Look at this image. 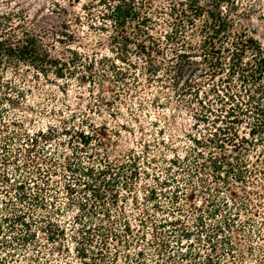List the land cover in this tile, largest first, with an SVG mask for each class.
Masks as SVG:
<instances>
[{"label":"trees","instance_id":"obj_1","mask_svg":"<svg viewBox=\"0 0 264 264\" xmlns=\"http://www.w3.org/2000/svg\"><path fill=\"white\" fill-rule=\"evenodd\" d=\"M72 3L78 24L106 36L104 55L57 39L54 56L22 14L0 19V264H242L237 243L255 221L241 213L263 205L249 188L264 181V53L237 29L235 3ZM27 76L61 82L63 94L82 84L96 104L27 129L15 113ZM125 96L144 116L149 107L187 113L184 146L161 136L115 155L119 131L88 112L115 117ZM165 128L168 120L156 134ZM253 236L264 242L259 229ZM246 252L264 264L260 246Z\"/></svg>","mask_w":264,"mask_h":264},{"label":"rangeland","instance_id":"obj_2","mask_svg":"<svg viewBox=\"0 0 264 264\" xmlns=\"http://www.w3.org/2000/svg\"><path fill=\"white\" fill-rule=\"evenodd\" d=\"M137 1L150 4L151 9L155 10L165 8L169 0ZM213 1L199 0L203 6L207 7H210ZM218 1L223 7L228 8L232 3H235L236 9L239 11V14L235 17L237 29L245 30L248 35L256 39L264 53V0ZM84 2L82 1L81 4ZM153 13L154 11H152L151 15ZM14 14H22L24 16L23 26L25 30L40 37L47 46H55L54 50H51V54L54 56H59L62 49V46L56 42L57 39H61L64 44L87 54L92 51L101 55L106 53V36L93 32L85 25L78 24L75 21V15L83 16V14L80 10V4L72 3V0H0V19L2 20L5 15ZM98 42H101V45ZM25 80L24 89L27 90L25 99L15 113L22 116L27 129H37L49 123L54 124L59 119L60 114L66 118L71 112H87L89 107H94V104H96V98L90 97L89 89L82 86V84L78 86V84L72 83L71 86L67 87V92L63 94L58 88L61 82H56L55 79H51V83H48L41 78L36 81L29 79L27 76ZM107 85L109 83H104V94L109 98ZM139 92L140 96L147 100L148 104L152 99L151 96L146 95V91L140 90ZM93 93L96 94L97 90L93 89ZM121 99H124V104H120L117 101L112 106V109L119 113L115 117L109 116L108 108H101L100 114L95 111L88 112V119L94 121L95 124H105L112 131H119V136L113 138L117 144L115 155H122L128 149L139 147L141 140L150 141V144H153V141L161 139V136L167 139L169 143H172L178 150L184 146V137L181 136L188 132L192 123L187 113L177 111L174 113L168 111L163 113L147 106L149 112L147 116H144L143 111L137 110L134 106L132 98L128 99L125 96ZM133 115L138 117L136 124L132 120ZM154 118H157L159 123L157 126L152 127L149 122L154 121ZM167 120L172 124L171 130L165 128L163 135L156 134V131L161 129ZM121 126L127 127L130 132L123 130ZM178 136L180 137L179 139H177ZM255 180H257V183L249 189L262 194L263 205L260 207L249 205L252 210H257V215L241 213V219L249 217L255 221V224L249 225L246 229L250 237L237 243V247L243 253L242 264H252L255 260L254 256L246 252V247L249 245H252L255 249L260 246L259 255L264 257V242L253 236V232L256 229H259L264 235V228L259 224L264 218V181H260L258 177ZM237 192L241 194L240 191ZM250 200L253 204L257 203L253 195L250 196Z\"/></svg>","mask_w":264,"mask_h":264}]
</instances>
